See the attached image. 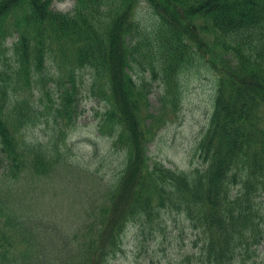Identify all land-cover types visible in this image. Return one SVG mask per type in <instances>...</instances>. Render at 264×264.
Returning a JSON list of instances; mask_svg holds the SVG:
<instances>
[{
  "label": "trees",
  "instance_id": "16d2710c",
  "mask_svg": "<svg viewBox=\"0 0 264 264\" xmlns=\"http://www.w3.org/2000/svg\"><path fill=\"white\" fill-rule=\"evenodd\" d=\"M56 1L0 0V264H109L131 227L143 247L165 215L193 232L177 264H256L264 254V0H73L67 11ZM142 4L151 24L138 16ZM199 67L215 87L198 163L151 160L148 143L180 110L182 75ZM87 96L102 103L97 131L120 155L106 180L67 155ZM43 123L42 138L27 136ZM61 169L85 171L103 191L47 258L33 215L17 214V192L20 181Z\"/></svg>",
  "mask_w": 264,
  "mask_h": 264
},
{
  "label": "rangeland",
  "instance_id": "374dc122",
  "mask_svg": "<svg viewBox=\"0 0 264 264\" xmlns=\"http://www.w3.org/2000/svg\"><path fill=\"white\" fill-rule=\"evenodd\" d=\"M72 2L73 0L56 1L54 7L67 11L72 7ZM138 16L145 24L154 22L151 11L144 4L139 8ZM196 71L195 74L182 75L180 110L172 121L166 122L158 130L156 137L147 145V154L151 160H161L167 166L177 169H189L198 163V157L194 154L195 146L212 111L215 76L204 67H199ZM87 80L85 84L88 83ZM158 90L156 87L150 95L152 108L159 106ZM82 109L77 125L67 140V155L84 167L97 169L101 179L103 177L106 180L118 169L120 155L106 147V137L97 131L102 103L87 96L82 100ZM49 129L43 123L29 128L26 134L40 139ZM86 175L85 171L82 174H71L70 171L61 169L38 181H20L22 185L18 188L17 196L22 209L17 208V214L33 215L35 221L32 228L37 234L35 239L45 250L47 258L53 256V245L60 246L63 238L67 240L66 235L74 233L81 225L85 211L90 208V197H98V191L103 189L102 182L97 179L95 182ZM23 187L26 189L24 193ZM138 231L136 226L129 229L124 237L125 251L109 264H177L180 255L192 248L193 232L177 215H165L154 239L146 240L143 247ZM53 235L55 238L52 240ZM263 248L264 243L259 249ZM259 255L256 264H264V254Z\"/></svg>",
  "mask_w": 264,
  "mask_h": 264
}]
</instances>
